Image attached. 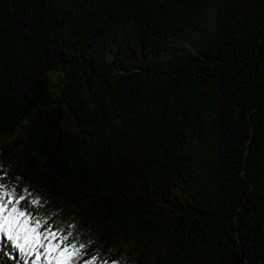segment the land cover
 <instances>
[{
    "label": "trees",
    "instance_id": "obj_1",
    "mask_svg": "<svg viewBox=\"0 0 264 264\" xmlns=\"http://www.w3.org/2000/svg\"><path fill=\"white\" fill-rule=\"evenodd\" d=\"M0 184L68 264H264V0H0Z\"/></svg>",
    "mask_w": 264,
    "mask_h": 264
},
{
    "label": "snow or ice",
    "instance_id": "obj_2",
    "mask_svg": "<svg viewBox=\"0 0 264 264\" xmlns=\"http://www.w3.org/2000/svg\"><path fill=\"white\" fill-rule=\"evenodd\" d=\"M23 199L21 196L13 201L6 192L0 193V237L7 248L17 253L24 264H40L42 260L46 264H68L74 254L69 252V247L75 249V246L65 243L67 237L58 238L56 233L47 230L41 232V222L33 220L28 213L18 209L17 205ZM32 203L36 204L38 201L34 200ZM8 255V251L0 252V259L7 258Z\"/></svg>",
    "mask_w": 264,
    "mask_h": 264
},
{
    "label": "rangeland",
    "instance_id": "obj_3",
    "mask_svg": "<svg viewBox=\"0 0 264 264\" xmlns=\"http://www.w3.org/2000/svg\"><path fill=\"white\" fill-rule=\"evenodd\" d=\"M52 76H53V80H54V82H56V76H57V73L54 72V73L52 74ZM54 90L58 91V88H57V87H54ZM0 186H1V184H0ZM0 193H5V190H3L2 187H0ZM5 198L7 199V196H6ZM13 201H14V200H13ZM10 207H11V206H10ZM82 260L85 261V264H100L99 261L96 260L95 258H88V259H84V258H82Z\"/></svg>",
    "mask_w": 264,
    "mask_h": 264
}]
</instances>
